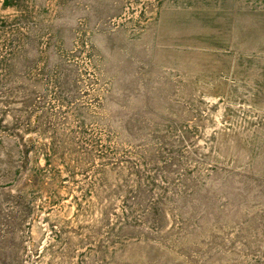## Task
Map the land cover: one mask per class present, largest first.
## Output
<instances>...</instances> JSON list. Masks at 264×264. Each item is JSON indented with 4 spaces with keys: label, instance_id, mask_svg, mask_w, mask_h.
Instances as JSON below:
<instances>
[{
    "label": "rangeland",
    "instance_id": "1",
    "mask_svg": "<svg viewBox=\"0 0 264 264\" xmlns=\"http://www.w3.org/2000/svg\"><path fill=\"white\" fill-rule=\"evenodd\" d=\"M0 264H264V0H0Z\"/></svg>",
    "mask_w": 264,
    "mask_h": 264
}]
</instances>
